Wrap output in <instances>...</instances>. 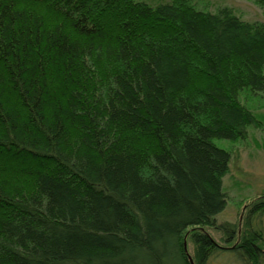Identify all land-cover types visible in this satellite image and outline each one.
<instances>
[{
    "label": "trees",
    "instance_id": "16d2710c",
    "mask_svg": "<svg viewBox=\"0 0 264 264\" xmlns=\"http://www.w3.org/2000/svg\"><path fill=\"white\" fill-rule=\"evenodd\" d=\"M245 92L264 93V23L228 7L0 0V264H207V229L236 231L214 140L260 126Z\"/></svg>",
    "mask_w": 264,
    "mask_h": 264
},
{
    "label": "rangeland",
    "instance_id": "374dc122",
    "mask_svg": "<svg viewBox=\"0 0 264 264\" xmlns=\"http://www.w3.org/2000/svg\"><path fill=\"white\" fill-rule=\"evenodd\" d=\"M152 6L169 0H138ZM195 8L207 12H216L228 7L242 21L248 23H264V13L252 0H190ZM244 104L259 122V128L247 129V138L236 142L214 140V143L230 151L231 160L228 173L222 180V192L226 196V207L216 216V224L233 225L236 231L243 230L242 218L252 209L256 201L264 200V93H243L240 97ZM257 214V213H256ZM257 216V215H256ZM264 227V213L255 217L253 226ZM249 228L246 231H251ZM264 229V228H263ZM216 246L221 242L222 233L215 229H207ZM244 233V232H243ZM189 248L190 245H188ZM207 264H245L237 254L218 249Z\"/></svg>",
    "mask_w": 264,
    "mask_h": 264
},
{
    "label": "flooded vegetation",
    "instance_id": "af4514ba",
    "mask_svg": "<svg viewBox=\"0 0 264 264\" xmlns=\"http://www.w3.org/2000/svg\"><path fill=\"white\" fill-rule=\"evenodd\" d=\"M250 212H251V210L247 213V215H245L244 218H242V221H241L243 224V227L245 228L244 231L243 230L235 231V235H234V237L231 238L232 240L230 242H225V241H227V239L224 240L223 238H221V242L224 244V246L217 245L216 246L217 250L218 249L223 250V251L225 250V251L230 252L232 254L238 253L239 252L238 250H240V249H238L239 243L243 239V237L246 233V230H248L249 228H252L251 231L256 232L259 235L258 237H259L260 241L262 242V244H264V229H263L264 227L263 228L260 227V224H258L257 227L253 226V223L255 222V217H257L259 215V211H256V212L251 213V214H250ZM257 231H259V232H257ZM260 255L264 257V245L262 247L260 246Z\"/></svg>",
    "mask_w": 264,
    "mask_h": 264
},
{
    "label": "water",
    "instance_id": "95a60500",
    "mask_svg": "<svg viewBox=\"0 0 264 264\" xmlns=\"http://www.w3.org/2000/svg\"><path fill=\"white\" fill-rule=\"evenodd\" d=\"M185 248H186V244H185ZM189 260H190V263H191V264H193V263H192V260H191V258H190V257H189Z\"/></svg>",
    "mask_w": 264,
    "mask_h": 264
}]
</instances>
